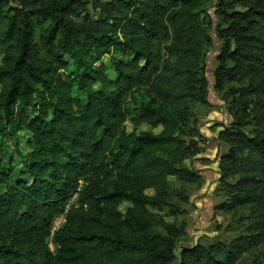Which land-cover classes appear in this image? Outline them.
Returning a JSON list of instances; mask_svg holds the SVG:
<instances>
[{
  "label": "trees",
  "instance_id": "16d2710c",
  "mask_svg": "<svg viewBox=\"0 0 264 264\" xmlns=\"http://www.w3.org/2000/svg\"><path fill=\"white\" fill-rule=\"evenodd\" d=\"M208 1L0 0V264H264V0L216 4L215 87L246 83L219 132L244 231L180 244L164 221L170 183L201 178L186 139L209 104Z\"/></svg>",
  "mask_w": 264,
  "mask_h": 264
},
{
  "label": "rangeland",
  "instance_id": "374dc122",
  "mask_svg": "<svg viewBox=\"0 0 264 264\" xmlns=\"http://www.w3.org/2000/svg\"><path fill=\"white\" fill-rule=\"evenodd\" d=\"M248 1L226 0L228 6L222 8L242 10ZM217 3L218 0H209L206 5L213 22L210 31L213 43L207 48L206 54L209 104H195L192 108V123H190V127L198 128L200 133L202 129L207 135L202 139L197 136L186 139L188 144L194 141L191 148L196 150L187 162L201 178L196 183L179 181L170 183L176 213L164 217V221L175 229L180 244L207 245L218 240L229 241L244 231L243 223L238 222L242 210L237 208L228 210L225 205L229 199L228 194L219 187V159L229 148V143L220 136L219 132L226 128L234 118L233 114L238 110V107H232L233 97L230 90L242 87L246 83L245 78L237 74L238 76L226 78L222 87H215L214 70L218 66L217 56L221 51V41L217 37V32L219 27L224 26L223 20L219 18L220 10ZM230 3L232 5H229ZM226 65L232 66V62L227 60ZM254 128L250 124L246 130L251 132ZM12 151L11 145H8V152L12 153ZM52 246L50 245L51 248ZM240 264H245V261Z\"/></svg>",
  "mask_w": 264,
  "mask_h": 264
},
{
  "label": "built area",
  "instance_id": "2783aa9c",
  "mask_svg": "<svg viewBox=\"0 0 264 264\" xmlns=\"http://www.w3.org/2000/svg\"><path fill=\"white\" fill-rule=\"evenodd\" d=\"M79 183H81V181H79ZM73 203V198L72 199H70L68 202H67V204H66V209H65V212L63 213V214H61L60 216H58V217H56L55 218V220H54V222H53V225H52V228H51V234H53L54 233V231L56 230V229H58L63 223H64V221H65V217H66V210H67V208H69L70 207V205Z\"/></svg>",
  "mask_w": 264,
  "mask_h": 264
},
{
  "label": "crops",
  "instance_id": "0c3cea01",
  "mask_svg": "<svg viewBox=\"0 0 264 264\" xmlns=\"http://www.w3.org/2000/svg\"><path fill=\"white\" fill-rule=\"evenodd\" d=\"M200 131H201V134H202L203 136H206V135H207V134H205L204 131H202V129H200Z\"/></svg>",
  "mask_w": 264,
  "mask_h": 264
}]
</instances>
